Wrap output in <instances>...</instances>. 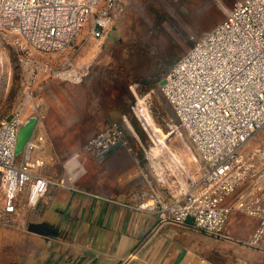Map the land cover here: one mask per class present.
<instances>
[{
    "label": "rangeland",
    "instance_id": "rangeland-1",
    "mask_svg": "<svg viewBox=\"0 0 264 264\" xmlns=\"http://www.w3.org/2000/svg\"><path fill=\"white\" fill-rule=\"evenodd\" d=\"M235 1L117 0L101 37L90 34L89 22L67 50L48 55L23 50L17 34L0 30L2 110L25 106L26 118L40 115L61 128L57 141L72 184L93 185L98 170L110 176L108 187L124 184L132 193L147 190L171 200L202 177L204 163L160 85ZM39 63L49 69L39 71ZM14 96L16 107L9 103ZM261 145L264 128L248 149ZM27 229V222L19 228L0 225V236ZM196 233L200 249L217 264H264V247Z\"/></svg>",
    "mask_w": 264,
    "mask_h": 264
},
{
    "label": "built area",
    "instance_id": "built-area-1",
    "mask_svg": "<svg viewBox=\"0 0 264 264\" xmlns=\"http://www.w3.org/2000/svg\"><path fill=\"white\" fill-rule=\"evenodd\" d=\"M116 3L0 0V30L17 34L21 48L31 54L60 53L89 22L90 34L101 37L112 24ZM160 91L204 171L171 200L141 190L138 208L158 214L161 223L182 224L192 217L197 230L221 237L231 213L225 200L247 184L241 209L259 219L247 244L264 247V146L248 149L264 128V0H236L226 18L169 68ZM25 111L22 106L0 120V223L18 228L52 184L66 185L46 174L43 134L35 130L17 153Z\"/></svg>",
    "mask_w": 264,
    "mask_h": 264
},
{
    "label": "crops",
    "instance_id": "crops-1",
    "mask_svg": "<svg viewBox=\"0 0 264 264\" xmlns=\"http://www.w3.org/2000/svg\"><path fill=\"white\" fill-rule=\"evenodd\" d=\"M43 65L35 66L43 71ZM2 90L0 67V120L11 117L16 110H2ZM9 103L16 107L17 96ZM3 113L6 115L2 116ZM37 118L35 130L45 136L40 154L47 161L46 174L57 182L63 179L66 185L52 184L38 207L26 213V233L13 231L0 236V264H194L197 260L207 264L211 261L197 244L199 230L192 221L161 223L158 214L138 208L141 190L132 193L124 184L116 189L108 187L110 176L98 170L93 185L85 184L86 188L68 181L62 164L65 157L57 141L61 128L50 127L40 115ZM51 130H56L57 135L50 134ZM249 191L245 184L225 200L231 213L223 237L247 243L257 227L258 217L241 209L240 198Z\"/></svg>",
    "mask_w": 264,
    "mask_h": 264
},
{
    "label": "water",
    "instance_id": "water-1",
    "mask_svg": "<svg viewBox=\"0 0 264 264\" xmlns=\"http://www.w3.org/2000/svg\"><path fill=\"white\" fill-rule=\"evenodd\" d=\"M37 116H31L27 118L19 132L18 142L16 146L17 153H21L26 142L29 140L31 135L34 133L36 124H37ZM190 221H193V218H189Z\"/></svg>",
    "mask_w": 264,
    "mask_h": 264
}]
</instances>
